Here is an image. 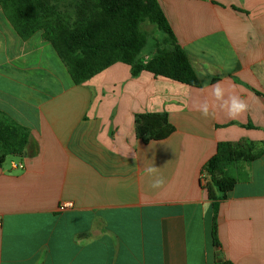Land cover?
Masks as SVG:
<instances>
[{"label": "crops", "instance_id": "obj_1", "mask_svg": "<svg viewBox=\"0 0 264 264\" xmlns=\"http://www.w3.org/2000/svg\"><path fill=\"white\" fill-rule=\"evenodd\" d=\"M158 2L200 88L134 79L123 63L76 86L41 33L20 39L0 5V112L29 134L0 165V264H264V0ZM213 79L248 110L229 118ZM205 100L217 105L207 118ZM154 113L176 130L144 144L135 117ZM240 141L259 154L231 168L216 246L202 170L219 143ZM152 164L163 188L150 186Z\"/></svg>", "mask_w": 264, "mask_h": 264}, {"label": "trees", "instance_id": "obj_2", "mask_svg": "<svg viewBox=\"0 0 264 264\" xmlns=\"http://www.w3.org/2000/svg\"><path fill=\"white\" fill-rule=\"evenodd\" d=\"M0 5L20 39L26 41L41 33L67 67L76 86L123 63L129 66L134 79L151 73L190 87H201L199 76L158 0H0ZM157 30L163 33V38L156 40L153 55L145 56L149 37ZM175 130L165 113L135 117L136 136L144 144L164 141ZM28 137L25 128L11 123L0 112V165L9 158L22 156ZM257 154V146L252 142H221L202 170L207 180L203 189L213 205L216 246H219L220 205L238 182L231 168L249 162ZM218 264L231 263L219 261Z\"/></svg>", "mask_w": 264, "mask_h": 264}, {"label": "clouds", "instance_id": "obj_3", "mask_svg": "<svg viewBox=\"0 0 264 264\" xmlns=\"http://www.w3.org/2000/svg\"><path fill=\"white\" fill-rule=\"evenodd\" d=\"M211 88L213 90L214 100L224 101V103L218 104V107L226 111L229 118L236 119L248 110L247 102L239 95L231 94L226 96L225 89L221 86V82L218 81L212 84ZM216 106V104H210L207 100H205L204 103L198 106L197 110L200 112L202 117L207 118L212 115L211 109ZM144 172L148 176L154 177L150 182V186L153 189H160L164 187L165 180L162 176L157 175L158 168L153 166V164L145 167Z\"/></svg>", "mask_w": 264, "mask_h": 264}, {"label": "built area", "instance_id": "obj_4", "mask_svg": "<svg viewBox=\"0 0 264 264\" xmlns=\"http://www.w3.org/2000/svg\"><path fill=\"white\" fill-rule=\"evenodd\" d=\"M12 168L13 169H21V170H23L25 167H24V165L23 164H21V163H16V162H13L12 163ZM206 177L204 176V175H202V177H201V183H202V185H206ZM73 208V203H70V202H65V203H62L61 205H60V208H59V210L60 211H66V210H69V209H72ZM2 226V221H1V219H0V227Z\"/></svg>", "mask_w": 264, "mask_h": 264}, {"label": "rangeland", "instance_id": "obj_5", "mask_svg": "<svg viewBox=\"0 0 264 264\" xmlns=\"http://www.w3.org/2000/svg\"><path fill=\"white\" fill-rule=\"evenodd\" d=\"M162 38H163V33L161 31L157 30L154 36L149 37L148 45L145 48L144 53L149 54V52L153 51L155 48L156 40L162 39Z\"/></svg>", "mask_w": 264, "mask_h": 264}]
</instances>
